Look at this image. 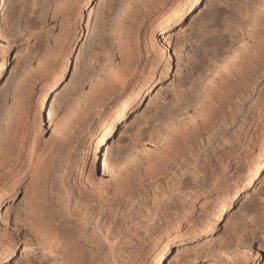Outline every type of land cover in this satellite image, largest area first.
Returning a JSON list of instances; mask_svg holds the SVG:
<instances>
[{"label":"rangeland","instance_id":"obj_1","mask_svg":"<svg viewBox=\"0 0 264 264\" xmlns=\"http://www.w3.org/2000/svg\"><path fill=\"white\" fill-rule=\"evenodd\" d=\"M58 1L0 0V61L3 58L6 61L0 73V136L6 122L5 113H7L8 107L17 106L20 108L18 111L15 107L18 112L27 108L22 126L24 134L37 135L38 138H41L43 145L44 143H56L60 139L62 120L66 112L73 110L71 104L73 105L76 100H82L86 96L92 99L90 94H94L93 97L97 94H104L100 89L99 80L107 74L113 64L119 61L118 45L113 30L115 25L112 24V21L115 22L118 18L117 15H120L124 8V4L119 3L121 0H90L85 6L82 5L78 25L80 27L76 30H71L72 28L63 22V11L65 12L66 6L61 7L62 0ZM123 1L127 3L128 0ZM177 1L165 0L159 9L148 13L143 18L138 42L141 55L133 74L122 73L120 78L118 77L119 80L118 78H115L116 80L111 78L113 82L110 81L109 84H113L105 93L108 94V97L106 95L102 100L105 106L93 115L92 130L89 129L88 133L85 132V136L83 135L82 141L79 142L86 146L91 144L89 159L83 176L92 170L90 174L93 173L98 178L111 179L116 170L125 171L128 169L129 172L133 171L130 166L135 160H129L131 155L138 150L140 158L152 156L155 147L162 142L160 138L164 136L168 126L178 116H181V113L195 112L196 108L204 101L205 92L209 90V86L211 87L212 81L216 77L224 76L226 73L225 77L231 78L227 76V63H231L228 61L242 47L240 41L243 43L246 33H242L240 37L239 34L250 29V27L246 29L243 24L246 20L245 26L250 22L246 18L247 14L243 16L245 11L247 13V2L250 0H200L180 18L177 24L161 33L158 31L160 20L157 16L165 7L171 6V3L174 4ZM184 1L179 0L178 3ZM253 1H250V5ZM262 1L264 2V0ZM113 3H116V6H118L117 3L120 6L123 5L122 9L119 6V11H117L119 14L115 12V9H118ZM112 5L116 8H113ZM109 10L114 11L115 14ZM108 12L112 15L111 17L108 16ZM254 15L252 18L255 17ZM108 19L110 23L107 21ZM66 26L69 29L65 28ZM240 26L246 30H242ZM235 30L238 33L236 35L234 33V36L232 34ZM74 33L78 36L75 41H73ZM150 35L152 36L150 37ZM236 37H239V40ZM231 38H234V41L237 39V42L235 43L233 39L230 40ZM219 40L222 45L224 44L223 46ZM4 45L5 47H2ZM163 46L168 50L164 54H162ZM147 47H150L148 54L145 52ZM247 59L249 60H247L249 62H247V67L250 66L249 70L247 68V83L243 85V78H239L237 75L233 76L232 80L230 79L234 86L239 89L247 88V97L240 92L239 95L231 93V96L226 97L219 107L224 114L222 115V112L219 111L220 116H218L217 124L218 126L226 124L225 129L222 128L219 133V139L220 141H228L230 137H234L233 131L240 126L244 117L250 115V118L248 117L249 126H246L243 133H247L246 135L250 138L251 136L254 137V147L249 149L252 158L247 161L243 157L241 161L233 164L231 173H239L240 171L242 178L238 181L236 188L232 185L230 196L224 195L227 199L224 206L219 205L213 211L214 213L208 214L206 210L204 212L205 208H199L201 202L197 201L198 210L188 211V213H192L193 225L190 227L184 225L181 228L180 233L177 234V240H174L166 251L162 260L163 264H264V234H259L254 240L247 235L248 230L253 228L249 222L254 218V220H260L264 225V204L259 202L264 200V191H262L264 190V169L260 173L261 179L259 180L254 171L256 164H253L263 153L264 120L256 119L257 111L260 110L262 104L257 105L252 101L256 98L260 88L262 89L264 86V66L254 61L252 63L248 55ZM63 66H67L64 76L56 87L48 93L43 104L42 99L45 91H49L52 79ZM154 66L156 67L155 82L148 88L145 85L147 82L145 77L149 76ZM253 66L254 68L259 66L260 70L254 69ZM138 87H143L142 96L133 103L124 121H121L114 129L107 147L105 146L104 150L100 151L101 153L98 152L100 150L96 146V137L98 136L93 135V132H96L101 121L110 115L114 101L118 96ZM241 96L245 97L242 98ZM22 98L23 100H21ZM225 114L229 115L231 119L224 120ZM34 115L36 116L34 117ZM31 119L34 124L31 123ZM14 122H12L13 127L16 126V121ZM255 122H257L256 125ZM25 124L26 130L29 131L25 130ZM7 136L6 138H8ZM12 138L13 136H11V140ZM92 138L94 141L91 142ZM154 138L156 140L153 142ZM7 140L10 139L5 141ZM79 143L77 146L80 145ZM133 146H135L134 149ZM95 149L97 154H95ZM208 155L213 156V151ZM105 160L108 167L105 166ZM112 162L116 163V165L114 163L116 167L112 166ZM74 165V172L77 170L75 175H78L80 169H78L77 164ZM109 165H111L110 168L113 167L112 172ZM224 166L220 165V169ZM115 168L117 169L115 170ZM134 176L132 179L135 180ZM189 176L186 181L190 180ZM5 181L7 188H9L13 186L15 180L12 181L8 177ZM253 182H255L260 193H254L249 200L248 198L241 200ZM135 183L134 181L133 184ZM32 188L30 178L25 179L15 187L16 195L13 200L10 193L3 190L4 196L0 199V264H67V258L60 251L49 246L41 237L27 230L21 232V238L15 246L8 243V237L4 235L5 232L3 231L6 229H12L15 225L22 224L20 219L22 220L27 213V204L33 203L30 198V194L33 192ZM135 188L138 189V186ZM144 188L146 189V186ZM48 192L47 199L57 200V196L52 194L51 197L50 191ZM234 203V208H232ZM246 212H249L247 213L248 216ZM69 224L71 227L76 225L74 220L69 221ZM262 224L261 226H263ZM65 225L63 226L65 227ZM155 248L152 250L151 246L147 247L139 256L140 260L138 259V261L142 264H157L158 257L163 254L164 249L160 246ZM141 256L144 257L141 258ZM145 256L146 259H144ZM68 263L70 264V262Z\"/></svg>","mask_w":264,"mask_h":264},{"label":"bare ground","instance_id":"obj_2","mask_svg":"<svg viewBox=\"0 0 264 264\" xmlns=\"http://www.w3.org/2000/svg\"><path fill=\"white\" fill-rule=\"evenodd\" d=\"M89 1L62 0V3L60 2L61 7L66 6V9L64 8L65 12L63 11L64 14L62 13L64 15L63 22L65 25L68 24L72 28H70L71 30H76L80 27L78 25L81 17V7H83L82 5L85 6ZM163 1L165 0H128L127 3L123 0L119 1V3L121 2L120 4H124V8L120 15L116 14L118 16L116 18L117 21L115 20L116 23L114 22V24L112 21V24L115 25L114 29L111 24V30L115 31L114 37L118 45L119 61L113 64L107 74L99 80L100 89L104 94H97L94 97L92 96L94 94H90L89 96L92 99L86 96L82 100H76V103L74 102L73 105L71 104L73 110L72 112H66L62 120L63 124L59 141L53 144L44 143L43 145L40 140L41 138H38L37 135L29 136L24 134L22 126L24 125L25 110L27 108L18 112L20 111L19 107L18 109L15 106L18 111L13 106L8 107L7 113H5L7 116L6 122L0 136V199L4 196L3 190H5L7 193H10L13 200L16 195L15 187L25 179L30 178L31 186L33 187V192L29 193L32 199L31 202L33 203L27 204V213L22 220L20 219L22 224H17L14 228L3 231L5 232V237H8V243L14 244V246L17 245L18 240L21 238V232L27 230L41 237L49 246H53L56 250L60 251L67 258V264H69L68 262L70 264H142L138 259L140 260L139 256L142 255L144 250L149 246H151L152 250L160 246L164 250L163 254L158 257L157 264H161L166 251L172 242L177 240V234L180 233L181 228L184 225L187 227L193 225L192 213L190 214L188 211L190 212L192 209L198 210L197 201L201 202L199 208H205L204 212L207 211L208 214L212 213L217 206L225 205L227 199L224 195L230 196L232 194V185L235 188L237 187L242 174L239 170V173H231L233 164L241 161L243 157L249 161L252 158L250 157L252 155L249 149L254 147V137L251 136L250 138L246 135L247 133H243L246 126H249L250 115L248 114L249 118L247 115L244 117L240 126L233 131L234 137H230L228 141H220L219 133L222 128L225 129L224 126L226 124L218 126L217 119L220 116L219 111L220 113L222 112L221 108L219 109L220 105L231 93L239 95L240 92L247 97V88L241 90L237 86H234V83L231 81L232 77L237 75L239 78H243V85L247 83V71L250 67H247V62L249 61L247 55L252 60V63L254 61L264 66V2L262 1V3L261 0H254L251 2V5V0H247V13L245 11V15L243 16L247 14L246 18L250 22L247 26H245L247 20L243 24L246 29L247 27H250V29L246 32H239V37L242 33H246L244 35L245 38L244 36L242 37V39L244 38L243 43L240 41L242 47L228 61L231 63H227V68L225 66L226 71L230 74H227V76H230L231 80L229 77H225V72L224 76L216 77L212 81V85L210 83L211 87L209 86V90L205 92L204 101L196 108L195 112L181 113L182 115L180 114L181 116H178L168 126L169 128L166 129V133L160 138L162 142L155 147L152 156L140 158L138 150L131 155L129 160H135L130 166L133 168V171L129 172L128 169L119 171L115 168L116 171L111 179H107L106 177L98 178L93 173L90 174L92 170L89 174L83 176L89 159L91 144L86 146L79 142L82 141L84 133L91 129L93 115L98 112L97 110L105 106L102 100L106 95L108 97V94L105 93L109 91L110 85L113 84H109V82H113L112 79L118 78L122 73L133 74L141 55L138 42L143 18L148 13L159 9ZM199 1L185 0L178 3V0L174 4L171 3V6L165 7L159 15L157 14V18L160 20L158 31L162 33L177 24L180 18L189 9L198 4ZM120 4L117 3L118 6L115 5L118 9H115V12L119 11ZM109 12L115 14L114 11L109 10ZM109 12L108 16L111 17L112 15ZM252 15L255 17L252 18ZM107 21L110 23L109 19ZM242 27L241 29L244 30L245 28ZM234 33L236 35L238 32L235 30L232 35ZM77 37L76 33H74L73 41ZM234 38L230 40L233 39L234 41ZM237 39L234 41L235 43ZM221 41L224 42V40ZM219 43L221 44L220 40ZM2 47H5V45ZM150 47L145 48L146 54L149 53ZM162 50V54L168 51L165 46H163ZM47 55L49 56V53ZM5 62V58L0 61V73L5 66ZM261 65L260 67H262ZM255 68L259 69V66ZM66 70L67 66H63L52 79L49 91H45L43 95V104L48 97V93L61 81ZM155 75L156 67L154 66L149 76L145 77L147 78L145 79L147 81H145V85L148 88L155 82ZM142 93L143 87H138L135 90L121 94L114 101L110 117L106 116L98 125L99 127L96 132H93V135L98 136L96 137V146L100 149L98 152L103 151L105 146L107 147L108 140L114 129L121 121H124L133 103L142 96ZM255 97L252 100L253 103L257 105L262 104V107L260 105V110L257 111L256 119L258 118V120L262 121L264 120V86H262V89L260 88ZM24 101L21 102L25 103ZM21 106L24 107L23 104ZM254 108L257 107L254 106ZM248 113L251 114L249 111ZM223 118L224 120L231 119L226 114ZM224 120L222 119V121ZM253 120L251 121L253 122ZM14 121H16L15 127L12 125ZM260 121L258 123L255 122V125L256 123L259 125ZM31 123H33L32 119ZM34 130L36 131V129ZM9 134L13 136L12 140ZM5 135H8V138ZM4 138L11 141L7 140V142ZM92 140L93 138L91 142ZM154 140L156 139L154 138L152 141L154 142ZM78 143L80 144L79 146H77ZM211 151H213L214 155H210V157L208 154H211ZM95 154H97L96 149ZM112 163V166L116 165L115 162ZM74 164H77L78 169H80L79 174L76 173L78 175H75L77 170L74 172ZM253 164H256L254 171L257 174V179L260 180V173L264 169V149L260 158ZM107 165V161L105 160V166L108 167ZM111 165H109V169L112 172L113 167L110 168ZM220 165L225 166L220 169ZM133 175H135V180L132 179ZM188 176L190 180L186 181ZM8 177L12 181L15 180L13 186L9 188L5 184V180ZM134 181L136 182L135 184H133ZM136 186H138V189L135 188ZM144 186H146V189ZM139 187L141 188L139 189ZM9 189L12 190L10 191ZM48 191H50V196L52 194L55 197L57 196V200L52 201L51 198L50 200L49 198L47 199ZM257 192L256 184L253 182L241 200L247 198L249 200ZM259 202L264 204V200L263 202ZM54 204L56 205V209ZM234 205L235 203L232 208H234ZM254 219L249 222L253 228H250L251 230L247 232V235L253 240L259 234H264V225L260 220ZM68 220H74L76 225H72L71 227ZM64 224H66L65 227L63 226ZM194 228H196V225H194ZM144 259H146V256Z\"/></svg>","mask_w":264,"mask_h":264}]
</instances>
